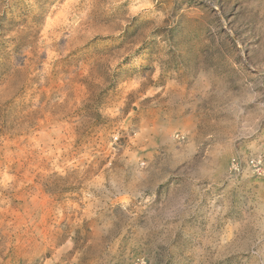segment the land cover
Listing matches in <instances>:
<instances>
[{
    "label": "rangeland",
    "instance_id": "rangeland-1",
    "mask_svg": "<svg viewBox=\"0 0 264 264\" xmlns=\"http://www.w3.org/2000/svg\"><path fill=\"white\" fill-rule=\"evenodd\" d=\"M0 264H264V0H0Z\"/></svg>",
    "mask_w": 264,
    "mask_h": 264
},
{
    "label": "built area",
    "instance_id": "built-area-1",
    "mask_svg": "<svg viewBox=\"0 0 264 264\" xmlns=\"http://www.w3.org/2000/svg\"><path fill=\"white\" fill-rule=\"evenodd\" d=\"M252 166L256 169L257 172H260V160H252L251 161Z\"/></svg>",
    "mask_w": 264,
    "mask_h": 264
}]
</instances>
